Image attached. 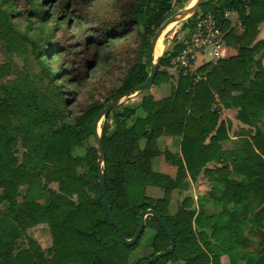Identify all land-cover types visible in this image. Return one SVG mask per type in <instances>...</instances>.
<instances>
[{"label":"trees","instance_id":"16d2710c","mask_svg":"<svg viewBox=\"0 0 264 264\" xmlns=\"http://www.w3.org/2000/svg\"><path fill=\"white\" fill-rule=\"evenodd\" d=\"M16 1L28 5L26 13L41 16L30 8L31 0ZM91 1L90 6H97L93 18L97 19L99 37L115 38L133 28L142 29L141 48L148 52L150 38L167 18L172 0ZM243 4L242 0L200 3L201 11L208 10L216 16L222 40L232 53L200 65L193 73L182 75L177 71L165 97L154 99L145 93L137 105L112 108L105 115L101 133L102 167L97 166L95 146L88 145L80 156H74L72 150L93 135L92 123L105 106L92 104L72 116L68 98L55 80L65 75L71 82L82 81L89 62L85 65L81 60L85 47L80 45L98 44L99 38L76 37L72 44L80 46L78 56L62 58L60 74L51 73L39 61L51 88L44 94L29 78L19 84L0 85V205L7 204L0 209V216L13 223L11 232H0V264H143L155 253L168 250V235L150 216L157 225L148 243L151 252L128 262L146 225L134 244H122L103 205L99 169L104 176L107 202L124 237L133 236L139 212L148 208L160 216L172 236L173 250L150 264H220L222 253L228 254L231 264L241 260L243 264H264V70L254 58L264 48V39L255 41L258 24L264 21V0H250L248 10ZM109 8L116 11L110 17L98 13ZM224 9L237 12L240 32L223 17ZM0 17L7 21L9 31L5 34L14 32L18 36L8 15L0 11ZM195 18L196 13L186 21L190 30ZM182 46L174 43L160 57L162 68L157 69L152 85L172 77L167 68ZM65 48L58 44V53L67 54ZM95 55L93 51L90 63ZM147 75L145 64H133L111 98L122 96ZM220 106L234 108L238 120L246 125L235 134L239 142L236 148L222 147L229 139L231 122L220 118ZM138 107L143 115L135 116ZM110 115L114 127L107 133L106 119ZM161 134L180 137L178 152L164 150L165 158L177 167L174 179L151 170L150 160L158 153L156 140ZM18 139L24 148L20 160L16 157ZM141 140L143 147L139 146ZM210 161L213 165L208 167ZM200 172L206 181V192L197 201L209 197L219 203L220 211L207 215L201 208L195 211L191 208L192 198L185 196L171 213L172 190L186 189L187 175L194 179ZM51 182L57 184V190L46 189L44 200L16 199L19 186L44 189ZM146 185L161 187L162 196L146 195ZM39 223L47 225L50 245L41 247L28 239L26 247H18L16 240L28 227Z\"/></svg>","mask_w":264,"mask_h":264},{"label":"rangeland","instance_id":"374dc122","mask_svg":"<svg viewBox=\"0 0 264 264\" xmlns=\"http://www.w3.org/2000/svg\"><path fill=\"white\" fill-rule=\"evenodd\" d=\"M189 1L190 0H172L171 10L167 15V18L175 12L185 10L188 7ZM91 2V0H51L47 3L43 0H31L32 7L30 8L32 10L36 9L37 12H39L41 16L38 17L36 15L26 13L28 5L19 4L16 0H0V11H3L8 15V22L11 23V28H13V30L18 34V36H15L14 32L5 34V32L9 31L6 28L7 21L4 17H0V85L19 84L25 78H29L39 87V91L44 94L51 88L48 86V79L43 76L39 61H41L44 64L43 66L47 67L51 73L60 74V63L62 58L66 57L67 60H69L70 57L77 58L78 52L76 51L78 48H80V46L85 47V52L82 53V57L80 58H82L81 60H85V65L89 62L86 77H83L84 79L80 82H71V80L65 75H58L55 79L59 90H61L63 95L68 98L71 115L75 116L92 104H101L106 106L112 100L111 94L120 84L121 80L126 77L133 64L138 62L145 64L149 73V50L147 52L145 49L141 48L143 41L142 29L133 28L127 33L115 38L104 39L103 37H99L100 33L95 29L97 19L93 18L95 12L97 11V6H90ZM106 10L108 11L102 10L98 11V13L102 16L110 17V15H113L116 12L113 8ZM187 20L188 17L187 19L176 21L164 28L159 36L163 44V49L159 48V53L157 55H152V62H154L156 56H163L165 51H170L174 43H177L179 40L187 37V34L182 37L180 36L183 32V26L186 24ZM193 27L194 25L192 28ZM85 35L99 38V43L88 46V43H83V40V45L81 44L79 47L72 44L76 37L81 39ZM19 37H21V40L18 39ZM22 37L25 40H23ZM58 44L64 47L66 46L65 49L67 54H65L66 52L58 53ZM93 51L96 52L94 58L95 60L90 63ZM174 65L179 70L178 65ZM161 68L162 66L159 65L158 69ZM170 86L171 79H168L161 81L152 87L149 86L143 91L123 95L118 97V103L114 108L119 109L122 105L134 106L143 94L151 93V91H154V94L164 93L162 94L163 96ZM51 92L53 95L54 93L52 90ZM217 106H219V104H217ZM222 114L223 113L221 112L220 115ZM230 114L234 121L238 120L236 112L235 114L230 112ZM220 118L223 119V116H220ZM132 119L133 117L131 120ZM71 120L72 117H69L68 121L70 122ZM104 122L105 116L102 117L97 124L98 136H101L103 124H105ZM106 122V132L110 133L114 127L111 115L106 119ZM230 129L231 128L228 129L229 132L231 131ZM228 140H230V138ZM88 145L96 146L93 135L87 137L83 141L82 146L74 148L72 150V154L74 156L83 155L85 148ZM143 145L144 140H141L139 142V146L143 147ZM158 145L160 146V143ZM230 145L234 146L233 148L238 147V139H231ZM228 148L229 147H227V149ZM160 150V152L163 153L162 151L164 149ZM23 151L24 148L21 146V140L18 139L16 145V157L18 160H20V156ZM168 151L173 152L171 150ZM159 156L162 157L163 155L160 154ZM156 158L157 157H154L152 159V171L158 170L155 164V160H157ZM102 166L103 162H101V167ZM186 182L189 183V188H186V193H182L180 188L172 190L171 192L169 202V211L171 213L176 211L177 205L181 202L184 196L192 198L195 185L188 182L187 178ZM48 188L49 190H57V184L51 182L47 183L46 188L44 189L35 188L30 190H27L23 185L19 186V193L16 199L18 201L23 198L28 201L34 198L44 200V196H47L46 189ZM144 191L146 195L154 198L161 197L163 194V189L161 187L153 185H146L144 187ZM71 197L74 198V195ZM196 204L194 201L192 202V205L190 204L191 208L195 211L197 210ZM6 206L7 204L3 203L0 205V209H4ZM209 208L213 211H217L219 209L218 207L212 208V206ZM63 212L61 213L62 215L64 214ZM145 225V229L138 244L128 255L129 263H133L140 257L147 256L151 252L148 243L154 234L157 225L150 215L145 216ZM12 226L13 223L8 217L5 218L4 216H0L1 233L8 234L11 232ZM246 233L251 236L247 230H245V234ZM251 238H254L255 240L256 236L252 235ZM28 239L34 240L41 247H48L51 243V238L47 225L39 223L32 227H28L16 240L18 247H26ZM168 263L170 262H167L166 264Z\"/></svg>","mask_w":264,"mask_h":264},{"label":"crops","instance_id":"0c3cea01","mask_svg":"<svg viewBox=\"0 0 264 264\" xmlns=\"http://www.w3.org/2000/svg\"><path fill=\"white\" fill-rule=\"evenodd\" d=\"M203 1H206V0H202V2ZM192 2H193V0L189 1L188 7L191 5ZM194 13H196L195 20H197L198 17L201 14L205 13V11H201L199 9V7H198L197 10ZM222 14H223V17L226 20H229L233 25H236L235 29H236L237 32H240L242 30V27L239 25V21L237 19V12L235 10H233V9H224L222 11ZM190 17H188V19ZM173 23H175V22H173ZM183 27H184L183 28V32L180 35L181 37L183 35L185 36V34H187V35L190 34L191 31H192V29L190 30L186 25H184ZM178 37H179V35H178ZM262 39H264V21H262V22H260L258 24V33L256 35L255 41L262 40ZM177 43L182 44L181 40H179V42H177ZM157 44H158L160 49H163V44H162L161 38L159 39ZM167 45H169V44H167ZM209 49H214V50L213 51L212 50L209 51ZM206 52H209V53H206ZM231 53H232V50L228 46L225 45V43L222 40V35H221V38H220V40L217 43L213 44L210 47H206L204 49H199L197 52H195L194 62H193V65H192L189 73H193L196 70V68H198L200 65H202L204 63H207V62L214 63L217 59L226 57L227 55H229ZM254 58H255V60H258V62L262 65L263 70H264V48H262L260 50V52L254 56ZM171 61H172V59H171ZM171 61H170L171 65L167 69H168V72L172 75V77H170L169 79H171V84H173L175 82L174 79L176 77V72L179 71V70L174 64L171 63ZM253 70H254V67L252 68V71ZM152 86L153 85H151V87ZM169 91H170V88L167 89L165 95H163V96H162V94H164V93H156V94H154V91H151L150 94L154 97V99H159V98L167 96L169 94ZM140 99H141V97H140ZM139 101L137 102V104L139 103ZM221 112L223 114L220 115V116L221 117L223 116V119H228L231 122V129H230L231 131L230 132L228 131V135H229L230 140H226L225 144L224 143L222 144V147H224V148L229 147L228 149H232L234 146L230 145L231 144V139H238V136H236L235 134L238 132V130L240 128H246V125L244 123L238 121V120H236L237 122L233 120L230 112L235 114L236 110L234 108H224V107L220 106V113ZM140 115H143V112L138 107L135 110V116H140ZM159 143H160V146L158 145ZM156 147H157L158 153L155 156V157H157L156 158L157 160H155V164H156L158 170H154V171H158V173L165 174V175L169 176L171 179H174L175 176H176L177 167L173 163H171L169 160H167L165 158L164 150L168 149V150H171L173 152H178L179 151V147H180V137L167 135V134H161V135H159L157 137ZM160 149H164L162 151L163 153L160 152L161 151ZM160 154H162L163 156L160 157L159 156ZM152 159L150 160V166L152 165ZM212 165H213L212 161L207 163L208 167H211ZM151 168H152V166H151ZM234 177H237V176L235 175ZM187 179H188V182H190L192 185L193 184L195 185L194 186V193H193L195 198L192 195V200L195 202V204L197 203L196 204L197 205V210L196 211H198L199 208H201L203 214H206V215L207 214H216V213H218L220 211V209H221L219 203L213 202L212 199H210L209 197L205 196L203 201L200 202V203L197 201V197L203 195L206 192V189H205L206 188L205 187L206 186V181H205L204 177L202 176V173L200 172L197 176H195L194 179H191L190 176L187 175ZM202 183H204V185L202 187H199V185L202 184ZM187 186H189V183H188ZM187 188H189V187H187ZM173 190H176V189H173ZM180 190H182L181 191L182 193H186V189H180ZM210 206H212V208L218 207L219 209L217 211H213V210H211V208H209ZM40 224H45V223H40ZM205 230H206V232H208V229H205ZM149 242H150V240H149ZM219 262H220V264H231L230 260H229V256L226 253H222L219 256ZM177 263L182 264V262H177ZM177 263H171L170 262L168 264H177ZM241 263L243 264L242 260H241V262H239V264H241Z\"/></svg>","mask_w":264,"mask_h":264},{"label":"water","instance_id":"95a60500","mask_svg":"<svg viewBox=\"0 0 264 264\" xmlns=\"http://www.w3.org/2000/svg\"><path fill=\"white\" fill-rule=\"evenodd\" d=\"M201 2H202V0H195L193 2V4L188 9L182 10L181 12L178 11V12L173 13L169 18H167L166 20H164L160 24V26L154 32V34L150 40L149 54H148L150 69H149V73L147 75V78L142 83L135 85L133 88H131L128 92H126L123 95H127V94L132 93V92L143 91L144 89H146L147 87L152 85L153 78H154L155 73L158 69L159 61H160V57H161V56H156L154 62H152V55H153L154 46H155V43L157 41V38L159 37L160 33L164 30V28L166 27V25L169 22H176V21H181L183 19H186L187 17L192 15L197 10V8L199 7ZM117 103H118V98L112 99L105 107H103L98 112L97 116L95 117V119L92 123V134H93V138H94V141L96 144L95 147L97 150V154L99 157L97 160V166L98 167H100L101 162H103V146H102L101 136L97 135V124L102 117H104L112 108H114L117 105ZM97 174H98V182H99V185L101 188V194H102V200H103L104 208L107 212L109 221L114 226L115 230L117 231V234H118L122 244H124L126 246H130L136 242V240L140 236L141 231L144 228L145 216L150 215V216H153L158 221L160 227L168 235L170 246H169L168 250L159 251V252L155 253L154 255H152L147 260H145L143 262V264H150L151 262H153L157 258L171 252L173 250V247H174L173 238L170 235V233L168 232V230H167L165 224L163 223L162 219L160 218V216L153 209L148 208V209L141 210L139 212V223H138V226H137L133 236L130 238H126L123 236V234H122V232H121V230H120V228H119L117 222L115 221V218L111 212L110 206L107 202V198H106V194H105L104 176H103L102 170L99 169Z\"/></svg>","mask_w":264,"mask_h":264},{"label":"built area","instance_id":"2783aa9c","mask_svg":"<svg viewBox=\"0 0 264 264\" xmlns=\"http://www.w3.org/2000/svg\"><path fill=\"white\" fill-rule=\"evenodd\" d=\"M242 1L244 9L248 10L250 0ZM221 35L216 16L211 11L201 14L195 21L191 33L186 38L181 39L183 46L172 58L171 63L178 65L182 75L188 74L194 62L195 52L217 43ZM210 50L213 51L214 49ZM195 78L198 79V75Z\"/></svg>","mask_w":264,"mask_h":264},{"label":"bare ground","instance_id":"6f19581e","mask_svg":"<svg viewBox=\"0 0 264 264\" xmlns=\"http://www.w3.org/2000/svg\"><path fill=\"white\" fill-rule=\"evenodd\" d=\"M195 0H193V2H194ZM193 2H192V4H193ZM191 4V5H192ZM173 22H169L166 26H169V25H171ZM161 34V33H160ZM160 36V35H159ZM159 39H160V37H158L157 38V41H156V43H155V46H154V51H153V54L154 55H157L158 53H159V46H158V44H157V42L159 41Z\"/></svg>","mask_w":264,"mask_h":264}]
</instances>
